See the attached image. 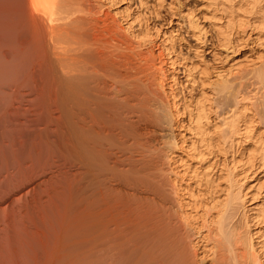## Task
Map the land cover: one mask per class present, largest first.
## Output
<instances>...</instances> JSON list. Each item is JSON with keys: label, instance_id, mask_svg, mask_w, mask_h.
<instances>
[{"label": "bare ground", "instance_id": "1", "mask_svg": "<svg viewBox=\"0 0 264 264\" xmlns=\"http://www.w3.org/2000/svg\"><path fill=\"white\" fill-rule=\"evenodd\" d=\"M101 1L0 0V264H185L171 240L172 229L155 211L156 192L141 187L147 163L135 155L140 138L149 133L146 111L138 109V82L149 81L168 93L165 78L175 65L172 39L167 32H133L134 25H124L129 15L113 14ZM207 1L209 11L223 7L226 13V24L215 28L227 48L236 31H245L252 15L264 7L263 0L240 5L235 0ZM256 15L264 25V14ZM239 70L231 68L227 75ZM192 71L186 74L194 81ZM200 74L207 75V69ZM224 78L215 87L230 92ZM241 101L217 131H211L209 107L198 102L193 133L188 130L199 139L182 153L190 159L192 152L204 158L205 150L214 148L225 153L245 131L241 140L252 145L240 143L241 159L232 157L234 164L245 162L242 167L251 171L264 164V138L257 135ZM171 105L168 115H178L180 110ZM185 173L187 169L180 176ZM234 179L230 172L226 198L201 217L185 209L191 185H178L184 193L177 196L182 214L199 234L198 220L213 219L210 212L216 210L215 235L229 264H264V229L246 244L232 225L240 207L246 211L245 227L255 219L264 223V202L247 210L253 191L260 193L263 184L256 179L242 189ZM206 181L210 188L218 187V180ZM246 245L241 253L239 247Z\"/></svg>", "mask_w": 264, "mask_h": 264}, {"label": "rangeland", "instance_id": "2", "mask_svg": "<svg viewBox=\"0 0 264 264\" xmlns=\"http://www.w3.org/2000/svg\"><path fill=\"white\" fill-rule=\"evenodd\" d=\"M109 1L110 2L103 0L101 2L106 3V5L109 6H106V8L113 14H117L118 12L119 15L122 13L121 16L129 15V20L125 22L127 25L125 23L124 25L126 27L134 25L132 26V29L133 27L135 28L134 31L132 30L133 32L139 33L140 30L141 33L144 31L147 33L160 31V33L163 32L162 34H164L165 32L166 34L167 32L166 38L172 39L170 43L173 46L172 58H174L173 62H175V65L169 66L167 77L164 75V78H167H165V83L167 84L168 93L164 92L165 95L163 93L164 90L160 87L158 88H160L159 90L162 92L157 91V87H152L149 81L145 84L141 81L138 82V89L140 87L143 89L138 90V109L143 112L146 111V115L144 114L146 116L144 123L146 121L149 123V129L147 130L149 133L140 138V141L136 145L135 152L137 159L142 158L147 163L145 174L143 173L140 175L145 185H141V187H150V189L156 192L158 199L154 202L155 211L158 215L162 216L167 226L172 229L170 230L168 228L173 237H171V240H173L174 244L176 243L175 246L177 251L181 249L179 252L181 256H184H182V259L185 264L186 262H188L187 264L190 262V264H229L230 260H228L227 254L224 253L226 251L221 249L222 247L218 241L219 239L215 235L216 227L213 222L215 220L214 215L217 213L216 210H212V213L210 212V215H213V219L212 217H210V219L207 218L208 221L205 222L206 224L202 219L198 220L200 233L197 234L196 230L194 231V228L185 220V213L182 214V207H180L179 203L180 198L178 197H181L184 193L181 194V190L179 189L182 188H179L178 185H191L189 189L193 191H191L190 195L195 196L190 198V195L188 196L189 191L185 192L186 195L184 198L187 199L185 203L189 204L185 209L188 214L192 212V215L196 213L197 216L200 215L201 217V215H204L206 211L210 210L215 203L222 202L226 198V176L230 172L234 173V180H237L238 188L241 187V185V188L244 189V186L246 187L248 184H256L257 182L255 181L257 180H260L264 188V164L257 165L254 171L253 169L251 171L250 168H248L249 171L246 169L247 167H242L245 162L234 164L235 162L232 160L234 158L232 157L237 156L235 157L237 160L241 159L239 153H237L238 147L241 146L240 143L242 146L252 145L251 141L247 140L249 142L248 144L246 141L243 142L244 137H240L242 133L245 132L244 130L239 137H235L238 141L235 139L233 148L229 145L227 146V149L228 147H230L229 150L231 149L230 151L227 150V153L219 152V150L214 148V150H212L214 151L213 154L212 151L209 152V150H207L209 152L208 154L205 148H202L200 150H205L206 154L204 158H199L201 156L194 155V152H192L194 157H192L191 160L182 153L181 149L186 151L192 147L193 139H195L193 142L199 139V137H195L194 134L190 135V131L193 133V130H191L193 128V116L195 115L197 103L201 101L205 102L211 111L213 121V129L211 131H217L219 129H224V127L219 128L222 124V120L224 117H230L232 113L231 110L233 111L236 108L237 102L242 100L241 103L245 104L250 111L248 113H251L250 116L253 117L255 129L258 131L257 135L260 134L259 136L264 138V31L262 32V30H264V25H260V21L258 20V22L257 19L254 18L257 13L252 15L253 17L250 18V25L246 24V27H243L247 28L245 29L247 32L243 31L244 29H238L233 37L232 43L229 44L232 47L229 46L230 48H227L222 46L224 44L223 39L221 36L218 37V33L216 32L218 29L215 28L218 25V27H220V25L223 26V24H226L228 20L226 13L222 11L223 7H220L221 9L219 8L220 11L218 12L220 14L218 12H212L211 10L209 11V9H207L209 6L207 0H160L161 2L159 0ZM235 1L240 5L251 0ZM262 5L264 6V0ZM227 6L228 5H226V7ZM214 14L217 15V20L212 17ZM258 14L256 18L264 14V7L262 11H260V14ZM137 16L139 20H136ZM218 19L220 21H218ZM195 26H197V29L194 28ZM194 29L199 36L195 34ZM198 30L201 32L199 33ZM146 42L144 43L145 47L147 45ZM144 48H142V50H144ZM146 49L147 48H145V50ZM237 67H239V71H234L231 75H227L228 70L231 68L236 69ZM204 69H207V75L200 74ZM189 71L194 73V81L187 77L186 73H189ZM140 78L144 80L147 79V77L145 78L143 75H141ZM223 78L224 80L228 79L231 81V83H229L228 80L226 81V85L230 87V92H222L219 86L217 88L215 87V84L220 82L219 80L222 82ZM147 83L150 84L152 90L149 89L150 87H147ZM144 92H146V94ZM167 94L171 97H168ZM169 100H171L170 103H166L169 102ZM171 104H173V106L175 105L174 107H176L177 110H180L178 115L173 114L172 117L168 115L169 111L167 106L170 105V109L172 106ZM182 135L186 136L184 137L185 139ZM181 137L183 140H186V142L182 141ZM236 142H239V144ZM235 143L237 145H235ZM196 144L199 146L198 143ZM241 148L239 150H241ZM187 151L190 152L189 150ZM180 156H185L184 161L182 160L183 162ZM172 158L174 159L170 160ZM186 161L189 167L187 165L183 166ZM173 162L176 163L175 165L173 164L174 166L172 165ZM186 169L188 173L187 175L185 173V177L188 176V179L182 177ZM192 171L197 173L196 175H199L200 179L196 176V178H194V173ZM210 178L218 180V187H215L216 189L206 185V180ZM183 179L186 180V183ZM253 192L258 197L254 195L252 201L247 204V210L264 202V189L260 191V193ZM194 197L197 198V202L200 201L199 205L196 202V198L195 201L193 200ZM212 198H214V200ZM194 207H196V209ZM245 212L246 211H244V209L242 210L240 207L237 215L234 213L232 225L236 228L234 230L238 233L240 232V236L243 237V241L247 244L250 240V236L256 234L260 229H264V223L256 221L257 219H255L253 222H250L251 224L249 223L250 228L245 227V217H243ZM250 214L251 213L248 215ZM246 247L247 245L240 246V252L245 253L247 250ZM226 261L228 262L226 263Z\"/></svg>", "mask_w": 264, "mask_h": 264}]
</instances>
